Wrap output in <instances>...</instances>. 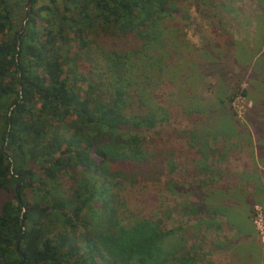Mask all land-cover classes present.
<instances>
[{
    "label": "trees",
    "instance_id": "1",
    "mask_svg": "<svg viewBox=\"0 0 264 264\" xmlns=\"http://www.w3.org/2000/svg\"><path fill=\"white\" fill-rule=\"evenodd\" d=\"M185 1L30 0L20 17L19 0H0V264H195L177 244L163 249L173 230L149 219L120 225L116 202L124 186L158 183L165 170L144 133L168 113L147 103L136 81L173 51L162 41L172 21L187 20ZM254 36L245 46L262 55L264 34ZM263 71L239 92L250 96L251 129L262 122L250 92ZM189 135L201 152L205 133ZM223 199L211 211L236 227L241 259L264 263V248L243 244L251 233Z\"/></svg>",
    "mask_w": 264,
    "mask_h": 264
},
{
    "label": "rangeland",
    "instance_id": "2",
    "mask_svg": "<svg viewBox=\"0 0 264 264\" xmlns=\"http://www.w3.org/2000/svg\"><path fill=\"white\" fill-rule=\"evenodd\" d=\"M26 1L19 0L20 17ZM257 2L186 0L181 9L187 20L169 23L171 32L166 30L162 41L174 52L165 54L159 72L149 70L146 80L136 81L146 102L168 113L167 121L144 133L147 149L165 155V170L158 183L124 186L117 192L118 222L128 226L149 219L162 231L173 230L163 249L177 244L195 264H250L236 249V227L211 211L219 195L230 205L228 213L236 211L244 218L241 226L251 237L243 244L256 248L258 242L264 248L251 223L255 209L264 210V80L258 87L251 82L252 97L259 103L263 98L256 105L262 122L252 129L245 120L252 109L250 96L239 94L247 89L251 69L253 78L264 64V54L250 56L255 47H246L258 31L264 34V9ZM232 40L237 41L235 60L234 48L228 47ZM194 106H202L205 113ZM207 106L213 108L211 115ZM214 129L227 134H214ZM190 132L205 133L201 152L195 150ZM190 206L196 208L193 213L185 208ZM248 254L251 261L254 256ZM254 264L264 263L258 257Z\"/></svg>",
    "mask_w": 264,
    "mask_h": 264
},
{
    "label": "built area",
    "instance_id": "3",
    "mask_svg": "<svg viewBox=\"0 0 264 264\" xmlns=\"http://www.w3.org/2000/svg\"><path fill=\"white\" fill-rule=\"evenodd\" d=\"M251 223L257 235H259V240L261 243H264V210L258 212L255 209L254 215H252Z\"/></svg>",
    "mask_w": 264,
    "mask_h": 264
},
{
    "label": "water",
    "instance_id": "4",
    "mask_svg": "<svg viewBox=\"0 0 264 264\" xmlns=\"http://www.w3.org/2000/svg\"><path fill=\"white\" fill-rule=\"evenodd\" d=\"M29 3H30V0H27L26 1V9L29 10Z\"/></svg>",
    "mask_w": 264,
    "mask_h": 264
},
{
    "label": "crops",
    "instance_id": "5",
    "mask_svg": "<svg viewBox=\"0 0 264 264\" xmlns=\"http://www.w3.org/2000/svg\"><path fill=\"white\" fill-rule=\"evenodd\" d=\"M227 133H225V134H223V135H226ZM220 135V134H219ZM250 142H252V141H250ZM250 146L252 145V143H250L249 144ZM252 149V148H251ZM253 151V150H252ZM250 153V152H249ZM251 154H252V152H251Z\"/></svg>",
    "mask_w": 264,
    "mask_h": 264
}]
</instances>
